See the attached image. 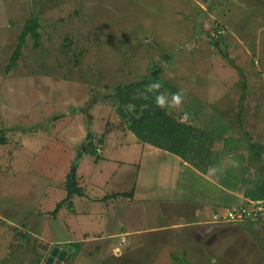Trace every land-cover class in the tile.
<instances>
[{
  "label": "rangeland",
  "instance_id": "obj_1",
  "mask_svg": "<svg viewBox=\"0 0 264 264\" xmlns=\"http://www.w3.org/2000/svg\"><path fill=\"white\" fill-rule=\"evenodd\" d=\"M33 16L39 46L28 37L7 73ZM219 38L224 43L214 44ZM155 66L160 81L182 95L174 108L182 121L221 139L213 177L219 188L198 181L195 197L191 189L186 198L225 201L224 209L238 191L242 197L231 203H242L245 190L264 181V0H0V138L8 141L0 145V264H45L53 248L75 243L82 250L61 264H264V221L205 226L194 236L169 229L153 238L143 232L147 222L127 214L123 231L133 234L112 240V248L97 240V230L75 236L70 202L55 212L67 176L76 171L81 186V173H91L97 160L89 133L101 157V136L127 129L112 100L115 88ZM96 188L90 191L99 200L104 194ZM138 190L144 197V187Z\"/></svg>",
  "mask_w": 264,
  "mask_h": 264
},
{
  "label": "crops",
  "instance_id": "obj_2",
  "mask_svg": "<svg viewBox=\"0 0 264 264\" xmlns=\"http://www.w3.org/2000/svg\"><path fill=\"white\" fill-rule=\"evenodd\" d=\"M185 116L187 117V115ZM182 122L187 123L184 120ZM189 125L203 129L194 123H189ZM101 139L104 148L103 155L99 157L100 160L91 162V173H81L83 179L80 180L82 185L79 187L83 196H75L71 201V220L73 225L77 226L74 229L78 228L75 236L83 235V233L88 234L89 237L101 235L97 240L106 241L104 242L106 247L113 248V245H110L118 241L116 240L118 237L122 238L133 234L123 231V227L127 224L124 220L127 214L134 219V222L137 220L142 222L141 226L143 222H147V229L143 232L153 238L159 236L161 232L166 231L165 233H167L169 229L173 232L176 229H182L188 236H194V230L197 234L202 233L205 226H210V229L221 227L220 224L213 222L214 214L222 213L227 208L241 205L246 201L243 199L240 204L231 203L242 197L241 193H237L238 191H234L226 201L231 206L224 209L220 203L225 201L188 199L186 196L190 194L191 189L194 190L195 197V187L198 186V181L219 188L213 179L217 175V168L212 173H202L177 156L142 143L128 128L115 133L109 132L101 136ZM252 145L255 146L253 143ZM171 164H173L172 169L168 168ZM79 165L80 171L87 170V166ZM94 186L97 187L95 190L98 189V192L104 194L99 200L94 198L95 195L92 196L90 191ZM142 186L144 187L142 192L144 197H139L138 192L141 191L138 189ZM184 189L185 192H183ZM152 194H156L155 200L150 198ZM133 203H136L137 208L135 209L137 210L129 211L126 207ZM97 205L104 206L102 211L98 209ZM208 209H211V213L209 212L211 218L208 217L209 213L205 212ZM96 211H101V214L94 216L93 212ZM113 216L117 220L112 221ZM160 217L165 219L164 224L158 222ZM130 228L135 229L133 224H130ZM94 230L100 231V233L93 234ZM168 233L170 234V232ZM107 239L111 240L110 243L107 242ZM112 240H114L113 243H111ZM120 240L125 242L124 238ZM89 241L88 239L86 243ZM152 241L156 242L154 239ZM75 244L80 245L79 251H81L82 243ZM74 248L71 247L72 254L75 256L78 251ZM117 252L119 250H116Z\"/></svg>",
  "mask_w": 264,
  "mask_h": 264
},
{
  "label": "trees",
  "instance_id": "obj_3",
  "mask_svg": "<svg viewBox=\"0 0 264 264\" xmlns=\"http://www.w3.org/2000/svg\"><path fill=\"white\" fill-rule=\"evenodd\" d=\"M39 28L40 25L37 17L33 16L30 21L26 22L18 38L19 43L6 67L7 73L12 71L20 60L23 46L28 37L34 40L36 47L39 46L41 39ZM217 41L220 42V44L224 43V41L219 38L214 41V44L218 45ZM167 59L168 56L166 57V60ZM167 61L169 62V60ZM161 75L162 68L155 66L153 67V71L150 72V75L143 77L141 80L117 86L112 97L117 114L127 128L142 143L177 156L183 162L190 164L193 168L202 173H212L214 169L217 168L216 166H218L217 158L221 154V152H218L215 145L218 144L221 139L212 141L204 129H199L193 125L182 122V113H178L176 109L169 107L172 102V94L179 92V90L169 83L161 82ZM155 85H159L162 89L161 102H163L164 106H160L158 112L148 114L139 122L132 121L128 115L129 112L139 117L143 108L155 107L157 101ZM243 86L245 91V82ZM3 131L4 130H0V135L2 136L5 134ZM92 139L93 135L89 133L87 140L91 147L90 150L98 161L100 158L98 157L96 149L92 146L94 141ZM100 142H102V139H100ZM7 143L8 141L6 138H0V145L3 146ZM85 149H87V147ZM85 151H89V149ZM66 179L67 196L64 201L57 206L55 210L56 213L61 210L63 205L67 204L66 202H70L69 204H71L75 196H83V192L78 185L76 173H71ZM243 196L245 200H264V181L257 189H246ZM69 247H75L74 249L78 252L80 250V245L78 244H70ZM73 255L74 254H72V256Z\"/></svg>",
  "mask_w": 264,
  "mask_h": 264
},
{
  "label": "built area",
  "instance_id": "obj_4",
  "mask_svg": "<svg viewBox=\"0 0 264 264\" xmlns=\"http://www.w3.org/2000/svg\"><path fill=\"white\" fill-rule=\"evenodd\" d=\"M216 34L222 35L223 31H217ZM243 221H264V200H246L241 205L231 206L213 216V222L220 225Z\"/></svg>",
  "mask_w": 264,
  "mask_h": 264
},
{
  "label": "water",
  "instance_id": "obj_5",
  "mask_svg": "<svg viewBox=\"0 0 264 264\" xmlns=\"http://www.w3.org/2000/svg\"><path fill=\"white\" fill-rule=\"evenodd\" d=\"M156 104L154 108H143L142 112L140 114L139 117L134 116L131 112H129V117L132 121L135 122H139L141 121L143 118H145L148 114H153L156 113L160 110V102L158 101H162V89L161 87H156ZM77 166H74V170H76ZM71 251V247H68L67 250H61L58 247H55L52 249L51 252V256L50 258L47 259L45 264H52L53 260H54V256H58V260L55 264H61V261H63L65 259V257L67 256L68 252Z\"/></svg>",
  "mask_w": 264,
  "mask_h": 264
},
{
  "label": "clouds",
  "instance_id": "obj_6",
  "mask_svg": "<svg viewBox=\"0 0 264 264\" xmlns=\"http://www.w3.org/2000/svg\"><path fill=\"white\" fill-rule=\"evenodd\" d=\"M223 32H224V30H223ZM225 33V32H224ZM219 36V35H218ZM221 36V35H220ZM216 40H218V39H216ZM155 87H159V85H155ZM158 102H160V104H161V106L163 107L164 106V104H163V102H161V101H158ZM182 104V95H181V93H179V92H177V93H173L172 94V102H171V104L169 105V107H172V108H177V107H179L180 105ZM67 250V249H66ZM71 251H72V249H71ZM71 251H70V253H71ZM68 254H69V252H68ZM57 258H58V256H56ZM66 258V257H65ZM65 260V259H64ZM63 260V261H64ZM47 261V260H46ZM59 261V260H58ZM63 261H61V263L63 262ZM56 263V262H55ZM54 263V264H55Z\"/></svg>",
  "mask_w": 264,
  "mask_h": 264
}]
</instances>
